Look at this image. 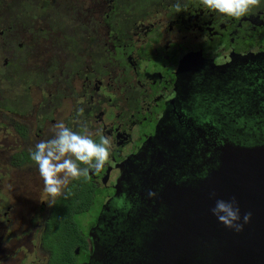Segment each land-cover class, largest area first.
<instances>
[{
    "label": "flooded vegetation",
    "instance_id": "1",
    "mask_svg": "<svg viewBox=\"0 0 264 264\" xmlns=\"http://www.w3.org/2000/svg\"><path fill=\"white\" fill-rule=\"evenodd\" d=\"M0 8V45L8 68L3 80L19 76V86L30 81L35 86L23 93L40 118H32L35 130L17 131L23 146L29 136L36 143L51 139L54 132L47 127L57 122L81 133L87 126L97 142L105 135L113 142L101 171L81 164L90 170L80 179L98 196L94 211L79 219L88 256L80 264L89 262L91 239L95 258L107 255L112 264L136 257V246L145 241L148 219L136 217L137 158H160L152 159L162 164H152L150 183L157 195L168 170L185 173L187 164L178 158L193 159L197 176V162L213 156L222 142L264 143V0L241 18L211 11L201 0H2ZM43 8L59 14L65 8L66 16L52 20ZM39 19L48 32L37 26ZM61 82L71 91L62 94ZM43 115L50 122L41 126ZM20 158L21 168L37 167L31 159L24 162L30 155ZM80 179L71 180L65 191ZM0 198L8 222L13 208Z\"/></svg>",
    "mask_w": 264,
    "mask_h": 264
},
{
    "label": "water",
    "instance_id": "2",
    "mask_svg": "<svg viewBox=\"0 0 264 264\" xmlns=\"http://www.w3.org/2000/svg\"><path fill=\"white\" fill-rule=\"evenodd\" d=\"M146 147H141L138 156ZM152 159L160 158H137L136 217L138 222L147 218L149 230L144 233L145 241L136 246V257L120 264H264V143L222 142L213 156L197 162V176L193 159L178 158L187 164L185 173L175 176V168L168 170L167 184L154 196L149 195L154 193L152 164L162 162ZM205 171L206 177L201 178ZM218 201H234L241 231L226 227L213 214ZM247 213L251 217L245 223ZM89 242L93 247L88 251V264H112L107 255L98 261L95 242Z\"/></svg>",
    "mask_w": 264,
    "mask_h": 264
},
{
    "label": "rangeland",
    "instance_id": "3",
    "mask_svg": "<svg viewBox=\"0 0 264 264\" xmlns=\"http://www.w3.org/2000/svg\"><path fill=\"white\" fill-rule=\"evenodd\" d=\"M4 1L9 3L12 0ZM62 3H58L56 11ZM0 4H2V0H0ZM63 5L66 7V3ZM43 9L48 15L50 14L49 16H52V20L56 15L66 16L65 8L64 11H60V14L59 11L53 13L54 11H51L50 8ZM1 11L2 8H0V13ZM26 19L22 17L21 21ZM29 21L30 19L23 22L28 23ZM37 26L47 29V32L50 29L46 21L42 19L38 20ZM18 43L17 41L15 47ZM2 50L0 45V195L4 196L5 200H10L13 209L6 215L7 220H9L7 222L6 218L2 216L7 211L2 208L4 204L0 198V208H2L0 210V226H2L0 228V264H43L46 261L47 252L40 247L39 238L52 210V206L48 204V202H52L51 197L44 192V182H40L43 179L37 172L38 167L33 169L32 167L21 168V165H18L17 160H15L20 155H29L28 151L33 149L36 144L34 137L29 136L31 139L24 147L22 138L17 136V131L20 129L26 131L31 126L33 127L32 130H35L36 125L34 126L32 118L36 114L40 118L39 113L35 111L34 102H31L28 97L26 98L28 96L26 92L27 95L23 93L24 89L27 90L31 87V90H33L35 86L32 81L26 82V85L22 87L19 86L21 82L19 76L15 77L13 81L12 79L9 81L3 80V75H6L5 72L8 68H4L3 62L6 56ZM27 74L31 78L34 76V72ZM59 85H62L64 89L66 88L65 83L61 82ZM42 88L47 89L43 84ZM68 89L62 90V94L71 91V89ZM48 122L50 120L47 121V118L43 115L41 126ZM48 128L55 132V128L52 126L49 125ZM7 158L11 160L10 165H8ZM33 199L36 200L33 201ZM42 201L45 203L44 206H41ZM13 244L16 247L13 248ZM15 248L16 250H13Z\"/></svg>",
    "mask_w": 264,
    "mask_h": 264
},
{
    "label": "clouds",
    "instance_id": "4",
    "mask_svg": "<svg viewBox=\"0 0 264 264\" xmlns=\"http://www.w3.org/2000/svg\"><path fill=\"white\" fill-rule=\"evenodd\" d=\"M202 5L214 12L222 15L241 18L248 14L253 7L260 4V0H201ZM177 13L183 11L181 5H175ZM78 115L83 114V109H78ZM55 132L51 139L41 140L30 150V159L37 165L39 174L44 182V192L51 197L54 205L56 198L65 196V189L71 180H78L87 177L89 165L99 172L109 162L113 142L108 136H101L97 142L94 134L84 127L83 133L73 131L63 122L54 125ZM207 172L201 178L206 177ZM149 195L154 196L155 193ZM47 202V201H46ZM221 223L226 227L234 228L236 231L242 230V225L236 223L240 219L239 208L234 207V201L226 203L218 201L212 210ZM251 213L244 216V222L250 220Z\"/></svg>",
    "mask_w": 264,
    "mask_h": 264
},
{
    "label": "trees",
    "instance_id": "5",
    "mask_svg": "<svg viewBox=\"0 0 264 264\" xmlns=\"http://www.w3.org/2000/svg\"><path fill=\"white\" fill-rule=\"evenodd\" d=\"M29 158H26V162ZM19 164L22 158H15ZM47 219L39 238L40 247L47 252L43 264H80L87 260L86 235L79 219L94 211L97 190L84 179L68 188Z\"/></svg>",
    "mask_w": 264,
    "mask_h": 264
}]
</instances>
